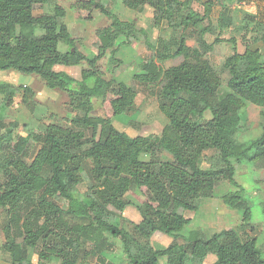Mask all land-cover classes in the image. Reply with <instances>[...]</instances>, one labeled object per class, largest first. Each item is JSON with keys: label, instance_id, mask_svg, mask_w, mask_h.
I'll return each instance as SVG.
<instances>
[{"label": "trees", "instance_id": "1", "mask_svg": "<svg viewBox=\"0 0 264 264\" xmlns=\"http://www.w3.org/2000/svg\"><path fill=\"white\" fill-rule=\"evenodd\" d=\"M251 1L257 12L246 15L243 28L253 30L254 36L242 51L236 50L233 37L227 39L234 50L217 69L206 56L213 43L203 38L213 30L210 7L200 12L193 8L192 0H124L131 9L152 8V26L159 32L164 21L182 32L169 39L159 33L155 42L147 29L134 20L121 19L104 2L76 0L74 6L82 20L91 21L95 11L109 19L108 25L94 31L91 54L76 46L62 6L55 5L52 14L36 15L49 0H0V70L37 75L48 88L64 91L69 107L82 111L66 126L51 122L38 131L27 125L22 134L15 131L16 122L0 119L5 177L0 181V208L5 214L1 249L8 253L11 264H31L19 235L28 248L37 249L40 261L55 257L59 264H85L93 255L96 264H110L102 255L107 243L103 235L90 250H84L82 260L77 258L83 239L95 230L121 241L127 264H160L161 257L166 264H187L190 258L201 263L209 254L216 257L213 264H264L256 236L242 239L233 228L209 236L199 228L190 229L185 243L174 242L164 248H156L152 242L156 231L181 238L191 219L179 210L196 211L198 200L212 196L224 180L231 189L221 196L223 203L244 205L243 221L251 219L245 187L235 179L236 164L248 161L264 167V58L254 46L261 43L264 47V0ZM219 21L229 24L226 18ZM189 28L198 30L197 48L186 43L183 32ZM119 39L125 44L142 41L153 52L132 78L162 85L158 104L168 122L159 133L129 136L113 125V120L131 111L137 96L127 83L105 78L99 68L108 52L121 63L116 56ZM59 43L67 50L60 51ZM178 57L182 58L179 63L162 65ZM56 66H81V77L76 80ZM222 74L226 75L224 96L219 94ZM19 90L22 103L35 98L32 87L1 82L0 105L12 108ZM94 100L100 101L102 115L90 114ZM248 103L262 108L260 133L240 141V110ZM34 144L39 147L32 155ZM207 150L214 156L210 167L203 169L198 162ZM161 151L171 159L161 160ZM142 154L150 158L143 160ZM84 159L91 161L94 182L86 202L75 194L82 181ZM125 193L139 202L141 220L133 225V231L144 243L109 222L112 212L122 214L130 203ZM58 197L67 201L66 209L57 202ZM72 218L81 222L73 224Z\"/></svg>", "mask_w": 264, "mask_h": 264}, {"label": "rangeland", "instance_id": "2", "mask_svg": "<svg viewBox=\"0 0 264 264\" xmlns=\"http://www.w3.org/2000/svg\"><path fill=\"white\" fill-rule=\"evenodd\" d=\"M76 0H49L46 7L41 11H36V15L42 13L52 14L55 5H60L65 9L66 15L64 20L68 23L72 36L75 39L76 46L86 54L92 53L91 42L94 36V31L102 26L109 24V19L98 11L93 14L91 21H84L79 17V13L74 6ZM105 3L108 9L115 11L121 19L134 20L139 27L147 29L150 33L151 40H155L157 34L163 38H175L180 35V30L174 31L170 28L166 21L162 24V29L152 26L153 9L147 5L140 6L137 9H131L126 6L124 0H100ZM194 9L203 12L207 7H210V18L213 25L212 32L204 35V39L208 43H213L212 50L208 51L207 57L213 65L219 69L224 59L232 54L233 45L227 39L233 37L236 40V50L242 51L244 44L247 41L251 42L254 33L253 30L245 31L243 25L246 23V15L256 14L257 9L251 0H239L238 2L229 0H192ZM226 18L227 22L222 25L220 18ZM252 24L249 23L248 27ZM187 45L190 47H199L200 36L198 30L189 28L183 32ZM216 38H223L219 42H214ZM124 39H119L117 58L121 63L111 59L108 52L107 55L99 61V68L105 78L114 77L118 81H123L132 87L136 93L135 105L129 113L122 119L113 120V125L121 132H125L129 136L149 135L161 132L167 124L166 116L160 111L158 104V92L160 91V83H142L132 78L133 74L140 70V65L146 59L152 57L153 52L146 47L142 41L132 40L130 43H122ZM155 42V41H153ZM252 44V43H251ZM260 49L264 58V47L261 43L255 44ZM60 51H66L67 46L59 43ZM181 57L166 60L162 65L169 67L179 63ZM56 70L65 71L67 74L80 79L81 66H56ZM226 75L222 74L221 87L219 94L224 96L226 93L225 87ZM7 82L13 86L27 85L32 87L36 93L35 98L29 103L21 102V90L15 97V105L12 108L0 105V119L6 123L16 122V132L22 134L28 127L42 131L48 123H55L61 126L69 124L68 120L77 115H81L82 111L73 109L68 105V97L64 91L48 88L43 81L34 74H24L18 71L8 69L0 70V83ZM94 108L90 113L93 116L102 115L101 104L99 100H94ZM261 107L248 103L247 106L240 110L241 123L238 131V139L244 141L247 139L256 138L260 133V111ZM206 117H210L207 112ZM31 124V126H30ZM27 125H29L27 127ZM39 147L38 144L33 145L32 155ZM0 153V181H4V165ZM161 160H170L171 156L165 152H158ZM214 156L213 151L207 150L199 159L201 168L210 167L211 158ZM143 160H148L150 157L147 154H142ZM84 171L81 183L75 187V194L84 202L87 201L88 194L94 190V182L90 176L91 161L84 159ZM235 179L238 183L245 187V197L248 205L251 207V219L243 221L244 205L230 207L223 203L221 196L231 189V185L227 181H221L212 196L203 197L198 200V208L196 211L180 209L179 212L185 217L191 219V223L183 230L181 238L173 239L172 237L156 231L152 235V242L156 248H164L171 243H185V236L188 235L190 229H201L206 236L213 232H218L223 228H233L242 239L250 236H256L257 244L261 254L264 256V167L260 164H250L248 161L242 164H236ZM124 198L130 203L125 206L122 214L111 213L109 222L125 229L133 234L141 243L144 240L139 238L133 231V225L141 220L139 210V202L130 194L125 193ZM57 202L64 208H67V201L63 198H56ZM4 212L0 208V264H11L7 252L1 249L4 242V234L2 232V221H4ZM71 223H80L81 221L72 218ZM99 230L92 231L90 237L84 238L81 243V248L77 258L83 259L84 250H90L95 240L98 237L104 236L107 243H104L102 255L110 264H127L128 260L123 253L122 243L119 239L113 238L109 233H99ZM101 239V238H99ZM18 241L21 242L23 248L27 251L28 259L31 264H59V259L52 257L48 261H40L37 257V249L28 248L24 241L21 240V235L18 236ZM100 241V240H98ZM216 260L215 255L209 254L201 263L190 258L187 264H213ZM85 264H96L95 256L91 255L85 259ZM160 264L165 263V257L160 258Z\"/></svg>", "mask_w": 264, "mask_h": 264}]
</instances>
